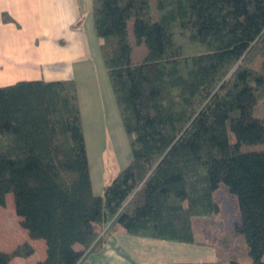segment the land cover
<instances>
[{"label": "trees", "instance_id": "trees-1", "mask_svg": "<svg viewBox=\"0 0 264 264\" xmlns=\"http://www.w3.org/2000/svg\"><path fill=\"white\" fill-rule=\"evenodd\" d=\"M91 13L132 154L102 195L74 80L0 85V206L12 191L20 226L45 241L34 264H81L117 225L192 243L191 220L219 211L221 183L239 222L216 260L198 264H264V147L242 149L264 144V120L252 117L264 97V0H91ZM32 250H0V264Z\"/></svg>", "mask_w": 264, "mask_h": 264}, {"label": "crops", "instance_id": "crops-1", "mask_svg": "<svg viewBox=\"0 0 264 264\" xmlns=\"http://www.w3.org/2000/svg\"><path fill=\"white\" fill-rule=\"evenodd\" d=\"M3 14L12 20L3 21ZM81 19L80 0H0V85L24 79L74 80L82 123L86 117L98 127L107 111L113 114L114 95L94 30L87 32ZM205 218H192L191 244L210 245L215 251L214 242L208 240L212 225ZM20 220L17 215L12 224L3 221L0 250L11 253L28 242L33 249L29 264H34L45 257L46 244L31 238ZM183 252L172 241L130 235L117 225L81 264H193L181 256ZM200 262L204 261L196 264ZM10 264L23 263L11 259Z\"/></svg>", "mask_w": 264, "mask_h": 264}, {"label": "rangeland", "instance_id": "rangeland-1", "mask_svg": "<svg viewBox=\"0 0 264 264\" xmlns=\"http://www.w3.org/2000/svg\"><path fill=\"white\" fill-rule=\"evenodd\" d=\"M80 1L82 9L81 20L83 25L87 32L93 31L91 0ZM130 25L131 23L129 26ZM141 51H143V46L135 45L131 53L132 60H139ZM103 67L104 64L102 62V68ZM106 78H108L107 75ZM252 117L258 120H264V97L257 100L254 105ZM82 128L85 138L92 191L95 194L102 195L104 186L128 164L132 156L129 140L124 130L115 99L113 114L110 113V110L107 111L103 115V121L98 127H94L92 121L84 117ZM231 140H233V137H231ZM263 147V143L242 145V149L244 150L260 149ZM213 196L218 203L219 211L216 214L207 216L205 219H208V223L212 225L211 233H208V240L211 243L214 242L215 245L220 235L234 233L235 226L239 222V210L235 195L227 190L225 184L221 183L213 192ZM6 199L5 205L0 206V228H2L1 225L4 220L12 224L17 216L15 213L14 193L10 191ZM9 237L10 235L5 236L4 239H8ZM0 239L3 240L1 232ZM173 244L182 247L184 252L181 256L186 255V260H192L193 264H196L197 261H212L216 259L214 248L210 245L179 242H173ZM32 257L31 253L26 256H20L18 254L11 255V259L14 263L19 259L23 264H29ZM240 261L241 264H254L249 257H242Z\"/></svg>", "mask_w": 264, "mask_h": 264}]
</instances>
